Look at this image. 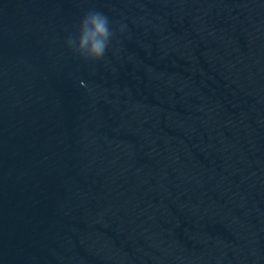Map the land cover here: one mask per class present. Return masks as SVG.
Returning <instances> with one entry per match:
<instances>
[{"label": "water", "instance_id": "1", "mask_svg": "<svg viewBox=\"0 0 264 264\" xmlns=\"http://www.w3.org/2000/svg\"><path fill=\"white\" fill-rule=\"evenodd\" d=\"M90 9L95 62L66 45ZM0 264H210L155 0H0Z\"/></svg>", "mask_w": 264, "mask_h": 264}, {"label": "clouds", "instance_id": "2", "mask_svg": "<svg viewBox=\"0 0 264 264\" xmlns=\"http://www.w3.org/2000/svg\"><path fill=\"white\" fill-rule=\"evenodd\" d=\"M114 35L110 18L99 10L90 9L79 22L78 34L69 35L66 45L85 61H100L105 57ZM81 86L86 87L83 81Z\"/></svg>", "mask_w": 264, "mask_h": 264}]
</instances>
